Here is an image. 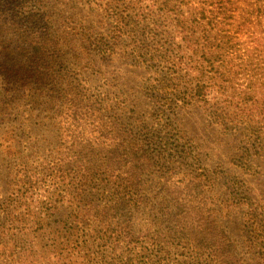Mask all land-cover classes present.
Instances as JSON below:
<instances>
[{
  "label": "trees",
  "instance_id": "obj_1",
  "mask_svg": "<svg viewBox=\"0 0 264 264\" xmlns=\"http://www.w3.org/2000/svg\"><path fill=\"white\" fill-rule=\"evenodd\" d=\"M82 8L109 25H85ZM231 18L212 25L189 0H0V147L16 170L0 197V264H167L189 242L209 264H264V197L238 177L214 192L178 120L200 108L241 130L245 155L264 154V94L233 106L227 94ZM117 56L142 69L137 88L109 69ZM248 67L244 95L264 88ZM236 208L248 213L234 236L222 219Z\"/></svg>",
  "mask_w": 264,
  "mask_h": 264
},
{
  "label": "rangeland",
  "instance_id": "obj_2",
  "mask_svg": "<svg viewBox=\"0 0 264 264\" xmlns=\"http://www.w3.org/2000/svg\"><path fill=\"white\" fill-rule=\"evenodd\" d=\"M189 4L196 11L203 9L206 19L210 20L212 18L211 23L216 26L224 23L223 16L225 14H232V18L225 21V28L228 29L229 35L234 36L236 45L233 49L239 51V53L236 52L238 56H233L229 62L227 61V69H230L233 73L231 86L227 90L229 101L233 106L236 103L245 102L246 100L241 102L243 97L248 99V103L251 99L260 98V95L264 94L263 87H254L248 95H244L243 91L247 89V81L253 79L254 76V72L251 71L252 68L249 69L248 65L251 67L258 65L257 71L264 72V0H189ZM79 17L85 25L95 27L98 25L96 20L99 17L102 19L99 26L105 24V27H107L110 23H105L107 19L100 10L90 12L86 8H82ZM122 58L123 56L115 57L109 69L120 74L125 84L135 89L144 77V73L140 68L135 69L129 66L128 61ZM253 69L255 68L253 67ZM257 75L255 78H257ZM178 120L181 129L185 131L188 139H190L196 154L197 159L194 163L199 165L196 168L201 167L208 172L206 180L217 174L218 188L213 189L214 192L216 190L224 192L228 182L232 180L231 177H238L247 187L253 200L257 202L264 197V154L248 157L243 153V149L239 150L242 145L237 133H240L241 130L235 131L236 133H226L217 126H211L206 121L202 109L197 107H189L180 111ZM21 139L25 140V137L22 136ZM32 142L31 140L23 142L21 147L24 149V147L36 144L35 140ZM13 161L10 156L5 155L0 147V197L6 195L8 186L14 175H16ZM240 163L247 167L240 168ZM204 192H206V189H204ZM39 193L43 195L42 190ZM206 196L212 197L211 191H208ZM209 202L211 200H207L206 204ZM67 211L64 204L60 209V213L65 214ZM225 213V210H223L222 216ZM246 213H248L246 208H236L231 210L230 215L222 219V224L226 226L228 233L234 236L239 234L244 224L246 225ZM195 232L189 234L199 235ZM194 244L189 242L187 246H171L167 264L170 261L171 264H178V260L180 263L185 260L184 264H209L205 253L200 252L202 256L199 255L200 253L189 254L188 248H192Z\"/></svg>",
  "mask_w": 264,
  "mask_h": 264
}]
</instances>
